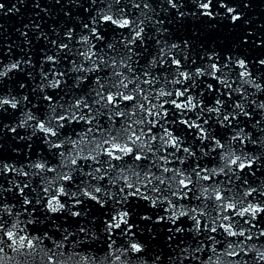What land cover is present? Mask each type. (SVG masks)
Returning a JSON list of instances; mask_svg holds the SVG:
<instances>
[{"label":"water","instance_id":"water-1","mask_svg":"<svg viewBox=\"0 0 264 264\" xmlns=\"http://www.w3.org/2000/svg\"><path fill=\"white\" fill-rule=\"evenodd\" d=\"M208 2L0 0V264H264V211L238 214L264 209V0L201 7ZM105 15L132 23L118 28ZM101 92L135 99L105 107L97 103ZM129 125L144 133L133 145L144 158L116 153L122 159L110 160L104 141L128 143ZM194 147H215L230 159L220 163L219 151L207 156ZM193 148L187 163L214 183L232 181L216 203L236 205L225 215L244 235H228L219 219L208 222L212 213L196 215L206 206H187L176 220L149 206L163 175L158 163L174 158L179 167ZM236 157L251 166L240 169L231 163ZM223 163L230 178L218 171ZM53 196L64 205L55 212ZM125 212L127 223L109 231ZM197 222V230L218 227L207 237L192 232Z\"/></svg>","mask_w":264,"mask_h":264},{"label":"snow or ice","instance_id":"snow-or-ice-1","mask_svg":"<svg viewBox=\"0 0 264 264\" xmlns=\"http://www.w3.org/2000/svg\"><path fill=\"white\" fill-rule=\"evenodd\" d=\"M210 2L211 0H209L208 3H203L201 5L202 8L204 9H209V5H210ZM169 3H172V0H169ZM173 7H176L175 4H172ZM3 5H0V8H2ZM145 7H147V5H145ZM227 11L229 13H233L235 10L233 8H228ZM205 15H211V12H205L204 13ZM232 19L235 21L237 19H239V17L237 15H233L232 16ZM103 20L104 22L106 23H110L112 25H115L116 27L118 28H126V27H129L131 25V21L129 19H126V18H113V16L111 15H105L103 16ZM140 36V31H137L135 33V36L133 37V40L130 41L129 43H134L135 42V39L138 38ZM129 51H131V49H129ZM48 59H52L51 57H49ZM176 63L177 66H179V61H174ZM241 63V66H243V61L240 62ZM262 63H264V61H262ZM13 67H16V65H13ZM213 68H215V65H213ZM199 71V70H198ZM182 75L185 76V78H187V74H184L182 73ZM147 82V81H146ZM125 88L127 87V85L124 86ZM99 96V100L97 101V103L101 102V101H106L105 103V107H108L109 105H112V106H115L117 105L120 101H133L135 99V97L133 95H125L124 93L122 92H117L115 94H109L107 96H105L103 94V92L101 93H98L97 94ZM161 95H171V93H161ZM177 96H183L184 95V92H177L176 93ZM7 101H5L6 103ZM190 102V101H189ZM79 101L77 102V104L79 105ZM172 103L175 105V107L177 108H182V107H185L186 105H181L180 103H177L176 100H173ZM217 103H219V101H217ZM13 107H15L16 105L13 104L12 105ZM141 108H143V105H140ZM114 115H117V116H121L123 117L125 115V113L123 112H117V113H114ZM149 115H151V112L149 111ZM72 119H76L75 116H72L71 117ZM65 117L64 116H60L59 117V120H64ZM80 119H84L83 117H80ZM109 119H111V116L109 117ZM225 120H228V117H225L224 118ZM139 123H143V121H140ZM149 123H152L151 121H149ZM185 123H187V121H185ZM192 125H189V127H191ZM41 129L47 133H50L51 135L55 136L56 135V132L53 131L51 128H45L43 124L40 125ZM197 127H199L197 125ZM131 129V134L128 135L127 137V140H128V143H125L123 145H121L118 141H117V138L116 137H113V141L110 143L108 140H105L104 141V144L105 145H109L108 148L105 149V152L106 154L109 156L110 160L111 159H115V160H120L122 159V156L121 155H117L116 153H122L123 155H135V160H141L143 159L144 157H142L139 153H134V147L133 145H135L136 141H139L140 138H141V135H143V131H141V134L140 135H137L136 134V131L134 129H132V126L129 125L127 128L124 129L125 132L129 131ZM149 132H151V128L148 129ZM166 135H171L170 133H167L166 132ZM153 139H155V136L152 137ZM235 138V137H234ZM171 143L173 145L176 144V140H171ZM221 147H223L221 145ZM185 151H187V149H185ZM238 161H240V157H236V159H233L231 160V163L234 164V165H238V167L240 169H244L245 167H250L251 166V163L252 161L250 160L248 162V164L246 165L245 163L243 162H240L238 163ZM110 162V161H109ZM73 164L76 163L75 160L72 161ZM36 167L38 168H43L44 165L42 164H37ZM99 171V169L97 170ZM165 171H167V169H165ZM199 174V173H198ZM209 177L205 176L204 179H208ZM64 179H70V177H64ZM161 183H163V181H161ZM190 183V181H189ZM180 184L184 187V188H187V184L185 183L184 180H180ZM129 188L132 187L131 184H128L127 185ZM97 192L100 191L99 188L96 189ZM254 191V190H253ZM60 193L62 194L63 193V188L60 189ZM87 195H90L88 193H86ZM251 193H246V195H250ZM133 195H135V193H133ZM92 199H96L95 196H92L91 197ZM216 200L217 201H223L224 200V197L217 193L216 195ZM27 203V201H26ZM76 203H79V201L77 200ZM49 206H50V209L51 211L55 212V211H58L59 209L63 208L64 205L59 203V200L57 199L56 196H53L51 198V200L49 201ZM236 208V205L235 204H232V203H228L226 204L225 206V211H227L228 209H232L234 210ZM261 211H264V209H262L261 207L259 206H249L248 208H244V210L240 213H238L239 215L243 216L245 213H248V212H251L253 216L256 215V213L258 212H261ZM76 215H78V213H75ZM127 216V212L123 213L122 215L119 216V222L117 223H109L108 225V230L110 231L112 228H119L120 227V222H123V223H127L125 217ZM230 217L225 215L223 217V220L225 221H229V223L227 225H221L222 227L225 228V231L227 232L228 235H232V236H235V235H244L243 232H240V233H237L235 231H232V224L230 222ZM117 220V217H113V221H116ZM198 224V222H197ZM199 226V224H198ZM4 224L0 223V230H3L4 229ZM131 227V226H129ZM205 227H207V225H205ZM212 231L215 232L216 231V228L213 227L212 228ZM264 234V233H262ZM6 235L8 236V238L12 241V244H16V239L14 238L15 237V233L12 232V231H7L6 232ZM19 241H20V244L21 246L24 245L25 241H27V245L29 247L32 246L33 242L32 240L30 239H27L26 237H19ZM132 249L134 251H137L139 252L141 249H140V245L139 244H136V243H133L131 245ZM3 249L0 248V252H2ZM230 254H234V253H230ZM261 259H264V256L261 257Z\"/></svg>","mask_w":264,"mask_h":264}]
</instances>
